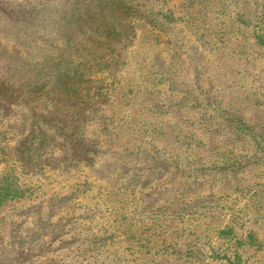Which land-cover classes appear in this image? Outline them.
Here are the masks:
<instances>
[{
	"label": "rangeland",
	"instance_id": "1",
	"mask_svg": "<svg viewBox=\"0 0 264 264\" xmlns=\"http://www.w3.org/2000/svg\"><path fill=\"white\" fill-rule=\"evenodd\" d=\"M0 264H264V0H0Z\"/></svg>",
	"mask_w": 264,
	"mask_h": 264
}]
</instances>
